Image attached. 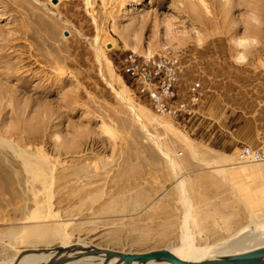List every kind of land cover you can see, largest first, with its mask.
Listing matches in <instances>:
<instances>
[{"label": "rangeland", "instance_id": "rangeland-1", "mask_svg": "<svg viewBox=\"0 0 264 264\" xmlns=\"http://www.w3.org/2000/svg\"><path fill=\"white\" fill-rule=\"evenodd\" d=\"M128 52L177 58L201 105L157 113ZM151 135L190 182L197 245L264 220L247 204L264 190V0H0V264L83 241L178 246V176ZM27 150L45 154L51 182Z\"/></svg>", "mask_w": 264, "mask_h": 264}, {"label": "bare ground", "instance_id": "bare-ground-1", "mask_svg": "<svg viewBox=\"0 0 264 264\" xmlns=\"http://www.w3.org/2000/svg\"><path fill=\"white\" fill-rule=\"evenodd\" d=\"M119 95L124 100V102L129 105V107L132 110V112L134 113V115L141 121V117L137 113V108L134 106L131 99L129 97H127L124 92H119ZM152 138L154 139V141H156L158 147H160L162 150L163 148H162L161 144L159 143V141L157 140V138H155L153 136H152ZM164 149H163V153L167 155L169 163L171 165V168H172L174 174L176 176H178L177 190H178V193L180 194L179 195L180 200H178V201H181V203L183 204V207H184V215H183L181 223H180L181 224V226H180V231H181L180 244L178 246H175L174 248L170 249L171 251H173L178 256L183 257L185 259L199 260V259H203V258H207V257H216L218 255H225V254H229V253L245 251V250L253 249V248L264 245V220H261V221L255 220V218L253 217V214H252L253 219H252L250 224H248L245 227H242L235 235L224 240L223 242H220V243L214 244V245L208 244L204 247H203V245L202 246L197 245V243H196V240H197L196 230L194 228L198 225V222H197V220L195 218V214H194V198L192 196L190 182L188 179L182 178V176L180 175V172H179L180 167L178 165L177 160L172 155H170V153L168 151L165 152ZM25 152L28 153L29 157L31 158V161L28 162L23 157V159L25 161V165H26L27 169L29 170V172L32 174H35V176L36 175L39 176L41 181H43V182H47V181L51 182L53 180V175H52L53 168L50 166L49 162L45 158V156H44L45 154L42 152L35 153V152L29 151V150H27ZM222 171L229 173V171L225 170L224 168ZM242 172H244V171H242ZM251 190L247 189L246 194L247 193L250 194L252 192ZM254 193H256L258 195V197L254 198L252 195L249 196V200L251 201V202H247V204L250 206L249 208L252 210V206H254V204H259V205H261L259 207V210L264 209V190L263 189H260L259 191L256 190V191H254ZM65 226H66V224H65ZM61 230H60V232H61ZM45 231L47 232L46 229H45ZM27 233H29V235L32 237L39 238L40 240L46 239V236H47L45 234L44 230H40L37 227H29ZM50 235H51V233H50ZM50 235H49V237H50ZM89 244H90L89 242L83 241V242L77 244V247L79 249H83L85 247H88ZM27 252H29V253L22 254L17 259H15V261H11L8 264H40V263H44L49 257H51L53 255L54 251L41 250L39 252H36V251H27ZM100 260H101V258H99V260H97L92 255H86V256H83L81 258H77L75 260H71L69 262H66L64 264H76V263L78 264L79 262H82L80 264H99ZM144 264H171V263L165 262V261H157V262L151 261V262H146Z\"/></svg>", "mask_w": 264, "mask_h": 264}, {"label": "built area", "instance_id": "built-area-1", "mask_svg": "<svg viewBox=\"0 0 264 264\" xmlns=\"http://www.w3.org/2000/svg\"><path fill=\"white\" fill-rule=\"evenodd\" d=\"M123 64L126 71L139 77L141 87L147 91L151 106L157 113L169 116L179 112L192 114L201 94L199 81L190 85L186 98L170 103L183 72V65L177 58L166 54L138 55L128 52L123 57ZM240 155L253 156L254 153L243 149Z\"/></svg>", "mask_w": 264, "mask_h": 264}, {"label": "water", "instance_id": "water-1", "mask_svg": "<svg viewBox=\"0 0 264 264\" xmlns=\"http://www.w3.org/2000/svg\"><path fill=\"white\" fill-rule=\"evenodd\" d=\"M25 250L36 252L40 250L54 251L51 257L40 264H64L86 255H92L97 260L101 258L99 264H144L151 261H165L171 264H264V245L199 260L185 259L165 247L144 251H123L94 244H89L88 247L83 249H79L77 244H59L53 247L26 248Z\"/></svg>", "mask_w": 264, "mask_h": 264}, {"label": "crops", "instance_id": "crops-1", "mask_svg": "<svg viewBox=\"0 0 264 264\" xmlns=\"http://www.w3.org/2000/svg\"><path fill=\"white\" fill-rule=\"evenodd\" d=\"M189 82L190 81H187V74H186V71H183L182 72V74H181V76H180V79H179V81L177 82V84H176V87H175V92H174V96L172 97V99L170 100V103L171 104H175L178 100H179V98L182 96V95H186V94H188V91H189V89H188V84H189ZM188 89V90H187ZM148 103H149V105H150V107H152L151 106V103H150V100H148ZM201 105V103L200 104H196L195 105V109L197 108V107H199ZM194 109V110H195ZM187 115L188 114H186V113H184V112H179V113H177L176 115H174V116H171V117H175L176 119H186V117H187ZM189 118V117H188Z\"/></svg>", "mask_w": 264, "mask_h": 264}]
</instances>
